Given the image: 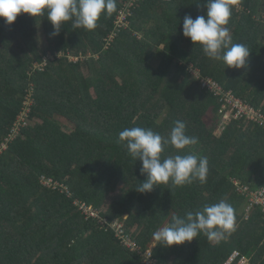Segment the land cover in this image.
<instances>
[{"label":"trees","instance_id":"1","mask_svg":"<svg viewBox=\"0 0 264 264\" xmlns=\"http://www.w3.org/2000/svg\"><path fill=\"white\" fill-rule=\"evenodd\" d=\"M137 1L116 0L93 31L68 22L57 36L46 17H0V264H146L151 248L157 264H226L234 252L264 264L263 214L245 219L232 181L264 187V127L244 117L218 133L220 113L236 112L230 99L264 115V0H239L227 25L250 51L247 69L208 58L183 35V18L206 15L205 0ZM176 120L199 137L207 183L138 192L147 177L119 133L167 136ZM175 154L168 146L163 156ZM222 199L235 212L230 236L170 247L155 239L173 216Z\"/></svg>","mask_w":264,"mask_h":264},{"label":"clouds","instance_id":"2","mask_svg":"<svg viewBox=\"0 0 264 264\" xmlns=\"http://www.w3.org/2000/svg\"><path fill=\"white\" fill-rule=\"evenodd\" d=\"M238 3L239 0H205L206 15H199L195 19L186 15L183 18V35L190 38L194 45H201L208 58L222 61L230 68L247 69L250 51L244 44L233 43L227 27ZM116 11V0H0V17L5 18L6 24L11 25L21 13L43 16L53 25L51 36L59 35L62 26L68 22L72 23L73 28L93 31L102 16L110 17ZM118 142L124 145L135 161L142 162L140 172L146 174L147 178L135 187L140 193L151 192L160 185L183 187L196 181L202 185L207 183L208 158L195 152L194 146L199 144V137L188 135L187 125L181 120L174 121L167 136L150 128H125L119 133ZM168 146L176 149L177 154L164 157ZM186 149L192 150L185 152ZM232 181L237 192L236 183H243ZM96 219H100V216ZM235 227L234 209L222 199L218 203L205 204L195 212L188 211L185 216H173L172 222L158 229L154 237L161 245L168 247L191 242L201 234L213 242L230 236ZM148 252L152 254V248ZM153 261L157 263L154 258Z\"/></svg>","mask_w":264,"mask_h":264},{"label":"built area","instance_id":"3","mask_svg":"<svg viewBox=\"0 0 264 264\" xmlns=\"http://www.w3.org/2000/svg\"><path fill=\"white\" fill-rule=\"evenodd\" d=\"M138 1L135 0L134 4L137 3ZM121 21L125 19V17H121ZM234 101V99H232V102H230V104H232ZM236 103V102H235ZM238 106L235 107L234 109L236 110V113L241 116V117H246L248 120H253V118H251V114L253 115H257L259 117V115L262 117L261 119L264 122V115H262L261 113L256 112L252 107L247 106V105H243L241 102H237ZM236 103V104H237ZM27 105V104H26ZM28 107V106H27ZM27 109H30L29 107ZM26 109V110H27ZM25 110V111H26ZM25 114V112L23 113V115ZM255 119V118H254ZM264 127V124H262ZM237 187V192L241 195L244 196L245 198V202H246V212L248 213V215H250V213L259 208L261 213L263 214L264 217V187L262 188H252L249 185H244V184H238L236 183ZM83 212L85 214H87L89 217H93V218H97L99 217L98 214L92 210L91 208L85 206V204L80 205L79 206ZM117 234H122L123 229L121 226H118L116 228ZM127 249L131 250V251H136V252H140V248L137 247L135 244H133L131 241H129L128 239L125 238L124 240V244H123ZM240 258L239 262L237 264H248V259L246 257H241L239 252H234L233 255L229 258V260L227 261L226 264H233L235 261H237ZM145 263L146 264H157L155 261H153L152 258V254L151 252L146 253L145 255Z\"/></svg>","mask_w":264,"mask_h":264},{"label":"rangeland","instance_id":"4","mask_svg":"<svg viewBox=\"0 0 264 264\" xmlns=\"http://www.w3.org/2000/svg\"><path fill=\"white\" fill-rule=\"evenodd\" d=\"M134 1L135 0H130V2L128 3H126L125 5L128 7V8H130L131 6H133L134 5ZM119 19H122V18H119ZM231 35V37H232V34H230ZM230 102H232V99H230L229 100ZM237 102H241L239 99H234V101H233V103L231 104V107L234 109L235 107H237L238 106V103L236 104ZM32 105V101L31 100H27V106L28 107H30ZM223 110V109H222ZM29 111H30V109H27L26 111H25V114H24V116H27L26 114H28L29 113ZM229 113H231V111H229ZM259 113V112H258ZM23 116V117H24ZM255 119H254V118ZM240 118H243V117H241V116H239L236 112L235 113H231L230 114V116H226L225 114H223V113H220V115H219V121H220V128H218V133H219V135L224 131V128H226V127H228L229 126V124H230V122L232 121V120H234V119H240ZM251 118H253V120H255L256 122H258L260 125H262V124H264V122H263V120L261 119L262 117L259 115V117L257 116V115H253L252 116V114H251ZM23 120H26V118H23ZM244 121H248V119L246 118ZM36 122H40L39 120H36ZM75 204H76V202H75ZM78 204V203H77ZM251 214L252 213H250V215H248V213L246 212V210H245V213H244V217H245V219H249L250 218V216H251Z\"/></svg>","mask_w":264,"mask_h":264}]
</instances>
